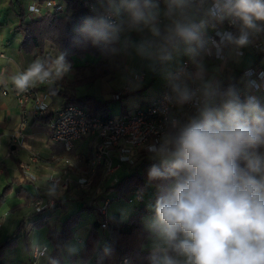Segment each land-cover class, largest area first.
Listing matches in <instances>:
<instances>
[{
	"label": "crops",
	"instance_id": "0c3cea01",
	"mask_svg": "<svg viewBox=\"0 0 264 264\" xmlns=\"http://www.w3.org/2000/svg\"><path fill=\"white\" fill-rule=\"evenodd\" d=\"M19 1L26 12L28 4L35 0ZM114 1L116 2L96 0L98 8L110 7L118 16L117 23L109 29L114 40L110 55L103 57L97 65V57H73L72 65L62 66V71L58 76L53 71L52 75L43 83L35 77L29 79L24 87L31 88L33 97L43 98L51 109H57L63 104V98L52 90L49 92L51 88L55 90L68 88L72 81L84 77H92V79L86 80L92 81V83L109 79V84L95 88L91 93H81L80 87L77 86L73 92L77 96L91 94L99 100L107 101V103L111 100L119 101L120 108L117 110L112 109L109 103L107 104L109 114L117 116L128 109L144 107L153 96L166 86L176 98L188 92L193 84L200 85L203 95L214 96L217 85L230 80L239 71L255 64L264 68V55L255 61L257 54L264 48V20L259 21L260 30L255 25L257 20L255 17H253L252 26H247L243 22L237 30V37L239 40L242 37L245 40V43L242 44L244 55L236 57L232 55V52H229L227 58L220 60L215 57L212 46L205 41L202 34L222 30L223 25L211 17L206 5L195 10L192 5L187 3V0ZM9 2L10 0H0V193L7 184L11 183L10 192L0 202V241L14 233L16 225L24 216L35 212L32 208V201L26 199L29 195L33 196L35 200L38 193L41 192L45 197L55 196L56 200L60 201L59 205L55 203L52 208L45 211L48 213V225L54 227H58L59 221L83 205L79 198H74L68 191L56 193L51 190L48 177L56 173L58 168L53 164L60 157L57 147L60 146V150L63 147L60 143L52 140L48 121L37 118L33 114L30 104L20 105L16 96V92L24 87H18L15 81L26 75L37 63H40L45 70L53 67L58 60L56 53L48 47H46V55H38L36 52L26 53L18 49L21 41V34L15 29L18 18L16 8ZM114 5L119 9H115ZM137 13L140 14V18H137ZM193 24L196 26L189 37L178 34V26L187 31ZM136 42L145 44L146 54L142 48L135 45ZM255 44H258L259 47L255 48ZM248 51L253 52L255 56L253 61L249 59L247 64H243L248 56ZM45 56L55 58L53 63L50 62L47 67L44 66ZM186 60L189 62L188 67L184 72L176 74L179 66ZM116 78H118V82L114 81ZM238 82H241L239 89H242L245 86V77L242 72L238 77ZM124 87H127L128 93L119 99H114L113 94ZM231 93L233 92H227L222 96V103L212 110L213 113L222 111L224 104L233 101L229 100ZM261 97L264 100V95ZM57 103L60 105L55 107ZM238 103L249 109H254L255 114L257 113L253 103L243 100ZM193 119L187 117L182 120L178 117L174 121L176 123H173L170 128L178 127L183 121L190 120L191 122ZM15 135H18L23 146H14L12 136ZM95 142L96 138L92 134L86 135L75 142L72 151L75 155L86 160L92 152ZM164 142L165 144L170 143L168 134L165 136ZM256 154L264 157V145L256 150ZM22 162L29 164L34 181H30L24 174L20 165ZM113 162L117 163L116 158ZM124 165L126 164H119L114 175ZM63 167L64 164L59 170ZM83 170L84 168L78 171L82 172ZM123 174L124 172L120 175ZM78 175L80 174L76 173L74 177ZM109 181L114 183L111 179L108 181L100 179L96 188L93 187L98 196L93 203L94 207L102 203L101 199L105 194L112 193L111 189L104 191ZM101 190L102 192H99ZM145 194L140 192V197H137L135 192L130 194L128 202H137L139 205L133 206L124 216L119 210L112 212L119 213L121 219L126 220L135 211V208L140 206L147 208L148 213L142 216L143 225L151 232L155 227L158 230L146 239L142 250L158 255L154 264H163L165 257L183 261L185 258L178 252L171 253L169 251L170 241L160 231L153 194L147 193V198ZM90 199H87V202L92 200ZM82 200L85 205L86 199ZM92 212L96 213L94 210ZM94 216L95 218H88L85 211L80 212L78 223L72 227L73 236L62 248V260L66 264H93L92 259L82 263L79 251L84 245L88 226L97 217L96 214ZM35 217L33 214L31 219ZM8 219H10L9 222ZM16 236L18 237L16 245L3 252L2 259L5 264L47 263L52 249L47 239V226L31 229L25 239L22 238L21 230L16 233ZM25 240L28 247L25 246ZM102 241L103 234L101 233L100 243ZM42 248H44V254L33 258V252ZM71 255H75V259L70 260Z\"/></svg>",
	"mask_w": 264,
	"mask_h": 264
},
{
	"label": "clouds",
	"instance_id": "9594fccd",
	"mask_svg": "<svg viewBox=\"0 0 264 264\" xmlns=\"http://www.w3.org/2000/svg\"><path fill=\"white\" fill-rule=\"evenodd\" d=\"M233 9L247 26L264 20V0H235ZM53 71H62L59 60L47 70L37 63L15 82L43 83ZM202 116L161 150L166 171L152 172L167 181L155 205L160 231L185 258L163 264H264V157L255 151L264 145V117L234 100Z\"/></svg>",
	"mask_w": 264,
	"mask_h": 264
},
{
	"label": "trees",
	"instance_id": "16d2710c",
	"mask_svg": "<svg viewBox=\"0 0 264 264\" xmlns=\"http://www.w3.org/2000/svg\"><path fill=\"white\" fill-rule=\"evenodd\" d=\"M38 1L43 2L45 0ZM9 3L16 8L18 21L15 29L21 34L18 48L20 51L26 53L36 52L38 55H42L45 54L46 47L51 48L56 53L57 59L62 66H71L73 57L83 58L85 56L97 57V65L103 57L110 55L114 40L109 30L111 27L104 24L101 12L106 8L114 11L112 8L102 7L99 11L95 3V9L91 10L78 0H64L65 9L62 12L47 10L30 19L27 17L25 9H23L19 0H10ZM259 21L257 19L255 23L258 30H260ZM195 26L196 24H193L187 30L190 35L193 33ZM262 55H264V48L257 54L255 61ZM54 59L51 56H45L44 66L47 67L50 62L53 63ZM241 72L243 73V71H239L230 80L217 85L213 98L203 104L199 113L190 117L196 121L201 120L204 112H213L212 110L222 103V96L225 93L239 90L241 82H238V77ZM87 79V77H84L75 80L76 82H72L68 88L58 90L51 88L49 92L52 90L54 93L59 94L63 98V104H75L85 107L92 115L112 116L109 114L107 101L99 100L91 94L82 96L74 94V88ZM117 92L119 91L115 93ZM261 95L256 96L253 106L257 110L256 115L264 117V100H262ZM37 118L48 121V116H37ZM191 122L190 120L187 122L183 121L178 127H171L170 142L174 141ZM129 168V171L125 172L116 182L105 187L104 191L111 189L112 193L105 194L101 199L102 203L105 199L108 200V203L114 200L128 201L130 194L135 192V190L146 194L148 190L152 191L155 202L163 194V188L166 186L167 181L161 176L152 175L153 169L159 173L166 171L161 156L156 153L141 151L137 156L136 162ZM93 175V183L98 184L102 176L101 168L98 167ZM10 187L11 183L3 188L0 193V202L10 192ZM26 199L33 201L34 197L29 195ZM81 201L83 205L59 221L58 227L48 225V213H45L48 208L40 212H33L29 216H24L16 225L14 233L0 241V264H5L2 259L4 250L16 245L18 238L16 233L19 230L22 231V238L25 239L31 229L43 226H47V239L52 246L46 264H66L62 260V248L72 238V227L78 223L80 212L88 210L96 211L97 217L88 226L84 245L79 251V258L82 263L89 259L93 260V264H154L156 262L158 258L156 253L142 250V245L146 239L158 230L155 227L154 231L151 232L144 227L142 216L148 213L147 208L144 206L135 208V211L130 214L128 219L123 220L119 213L110 215L101 213L98 210L99 206H93L92 200L90 202L85 200V205L84 200ZM57 203L59 205L60 201ZM33 214L36 217L31 219ZM102 219L106 221L105 228L101 227ZM101 233L103 234V241L100 243ZM175 244L176 241H170L169 243V251L171 253L177 252ZM25 246L28 247L26 240ZM73 259H75V255L70 256V260Z\"/></svg>",
	"mask_w": 264,
	"mask_h": 264
},
{
	"label": "built area",
	"instance_id": "2783aa9c",
	"mask_svg": "<svg viewBox=\"0 0 264 264\" xmlns=\"http://www.w3.org/2000/svg\"><path fill=\"white\" fill-rule=\"evenodd\" d=\"M91 10L95 9L92 0H79ZM195 10L206 5L212 18L223 25L222 30L202 34L205 41L212 46L216 58L223 60L229 56V52L236 57L244 55L242 44L238 43L237 30L243 20L235 14L233 4L235 0H187ZM65 9L64 0L33 1L26 7V15L32 18L47 10L62 12ZM104 24L108 27L115 25L118 16L114 11L106 8L101 12ZM255 48L259 45L255 44ZM189 62L183 61L176 74H180L188 67ZM245 86L233 92L229 100L237 102L245 101L253 103L257 94H264V68L255 64L243 70ZM128 93L127 87L113 94L114 99H119ZM20 105H31L33 114L48 116V125L53 141L58 142L66 151L73 149L75 142L89 134L96 138L95 145L86 159V168L80 175L75 176L74 164L65 160L68 165L56 171L48 177L50 188L53 192L83 191L91 189L92 176L98 167L101 168V180H110L119 164L133 165L141 151L156 153L160 156L165 147V136L177 118L182 120L194 116L200 112L203 104L211 100L213 96L203 95L199 84H193L188 92L179 98L171 93L168 86L161 89L148 101L144 107L126 110L117 116L104 117L92 115L85 107L75 104H62L57 109H51L49 104L39 97H33L31 88L24 87L16 92ZM13 142L21 143L18 135L12 138ZM116 158L117 163L113 162ZM24 174L30 181H34V175L30 171L28 163H21ZM69 166V167H68ZM40 192V191H38ZM137 197L140 192L135 190ZM55 196L45 197L41 192L32 201L35 212H40L53 206ZM108 200H103L98 210L105 213ZM101 227L105 228L106 221L101 220ZM44 248L35 250L33 258L42 256ZM125 261V260H124Z\"/></svg>",
	"mask_w": 264,
	"mask_h": 264
},
{
	"label": "rangeland",
	"instance_id": "374dc122",
	"mask_svg": "<svg viewBox=\"0 0 264 264\" xmlns=\"http://www.w3.org/2000/svg\"><path fill=\"white\" fill-rule=\"evenodd\" d=\"M35 1H38V0H35ZM34 1V2H35ZM79 1V0H78ZM113 2H116V1H114V0H112ZM93 2H94V4L96 3V0H93ZM96 5V4H95ZM99 6H97V8H98ZM114 8L115 9H119L118 7H116L115 5H114ZM100 9L101 8H98V10L100 11ZM115 12V11H114ZM116 13V12H115ZM117 15V14H116ZM253 25V24H252ZM261 33V32H260ZM141 44V45H140ZM140 44H138V42H136L135 43V45L136 46H138V47H140V48H142V51L146 54V51L144 50V47H145V44H142V43H140ZM49 46V45H48ZM248 53V56L245 58V60H244V63L243 64H247L248 63V61L247 60H249L250 59V61L252 60L253 61V57L255 56L254 54H253V52H251V51H248L247 52ZM242 66V65H241ZM241 66H238L239 68L241 67ZM106 77V76H105ZM88 79H92V77H90V78H88ZM115 82H118V78H116L115 80H114ZM72 82H74V81H72ZM72 82L70 83V84H72ZM76 82V81H75ZM74 82V83H75ZM114 83V82H113ZM107 84H109V79L107 80V81H101V80H98V81H96V83H92V81H85V82H81V83H79L78 85H77V87H80V92L81 93H91L95 88L97 89L98 87H101V86H106ZM108 103L110 104V106L112 107V109H115V110H117V109H119L120 108V105L118 104L119 103V101H116V100H111V101H108ZM59 103H57L56 104V106L55 107H57V106H59L58 105ZM168 135L170 136V128H169V130H168ZM12 137H14V136H12ZM87 140V139H86ZM14 143V146L15 145H18V146H23L24 144H22V142L20 143H17V142H13ZM59 147L60 146H58L57 147V150H58V154L60 155V157H58L57 159H56V163L55 164H53L54 166L56 165V167L58 168L57 169V171H59V168L61 167V165L62 164H64V166L66 165H68L67 163H65L66 161V159L69 161V162H71L72 164H74V166L76 167L75 168V170H80V169H82V168H84L85 169V167H86V160H84L83 158H80L78 155H75V153H74V151H69V152H67L64 148V150L63 149H59ZM65 151V152H64ZM89 156H90V154H89ZM88 156V157H89ZM60 163H61V165H60ZM59 165H60V167H59ZM80 165V166H79ZM69 167V166H68ZM130 166H127V165H124V166H121L120 168H119V171L116 173V175H120L121 173H125V172H128L129 171V168ZM76 173H78V174H80V171H78V172H76ZM116 175H112L113 177H112V179H111V181L112 182H116L118 179H119V177L121 176H116ZM93 180H94V175L92 176V181H91V186H94L95 188H96V185L97 184H94L93 183ZM109 183H111L110 181H109ZM108 183V184H109ZM95 188H93V187H91V189L90 190H88V191H86V192H83V191H77V192H72V191H68L69 193H70V195H72L74 198H79V200H82V199H89V198H91L92 199V202L94 203L95 201H96V198L98 197L97 196V191H96V189ZM99 192H102V190L101 191H99ZM98 192V193H99ZM152 192V191H151ZM151 192H150V190H148V194H151ZM145 197L147 198V195L145 194ZM11 202V201H10ZM58 201L55 199L54 200V203H53V206L55 205V203H57ZM32 204V203H31ZM138 206L139 205V203H137V202H128V201H125L124 203L122 202V201H119V200H114V201H111L110 202V204H109V206L107 207V210H106V212H105V214L106 215H110V214H112L113 212L112 211H115V210H119V211H121L123 214V216L126 214V212L128 211V210H130L131 208H133V206ZM53 206H50V207H47V208H52ZM32 208H33V206H32ZM33 210H34V208H33ZM86 212V214H87V216H88V218H95V214L91 211V210H88V211H85ZM96 212V211H95ZM87 218V217H86ZM128 219V218H127ZM88 220V219H87ZM86 220V221H87ZM124 220V219H123ZM10 221V219H8V222Z\"/></svg>",
	"mask_w": 264,
	"mask_h": 264
}]
</instances>
